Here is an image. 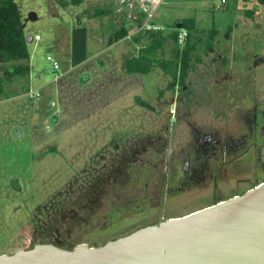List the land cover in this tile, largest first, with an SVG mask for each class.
<instances>
[{"label": "rangeland", "instance_id": "1", "mask_svg": "<svg viewBox=\"0 0 264 264\" xmlns=\"http://www.w3.org/2000/svg\"><path fill=\"white\" fill-rule=\"evenodd\" d=\"M16 1L24 33L33 40L28 61L0 63V256L33 246L35 221L51 218L52 210L45 208L62 206V192L83 185L87 175L110 160L115 147L137 136L153 144L132 165L129 184L110 189L101 208L87 219L84 214L66 218L57 233L63 244L100 247L202 209L194 202L195 189L174 191L180 169L167 159L170 124L178 120L171 158L190 145V122L222 125V116L214 111L229 109L222 99L243 92L238 65L258 47L255 35L264 39V2ZM189 18L204 29L196 36L201 47L193 49L191 71L179 73L174 87L173 78L156 63L172 56L176 46L170 33ZM79 20L89 31L88 62L73 68L72 31ZM145 24L167 28L157 48L153 34L140 36ZM127 25L129 35L108 46L109 38ZM213 25L219 34L209 49L200 38L209 39ZM148 48L152 53H146ZM142 55L149 58L150 73L130 74L126 62ZM47 56L59 62L58 71H52ZM9 66H28L29 72L7 77ZM226 116L231 124L238 119L234 112Z\"/></svg>", "mask_w": 264, "mask_h": 264}, {"label": "water", "instance_id": "2", "mask_svg": "<svg viewBox=\"0 0 264 264\" xmlns=\"http://www.w3.org/2000/svg\"><path fill=\"white\" fill-rule=\"evenodd\" d=\"M0 264H264V184L100 247L41 243L1 255Z\"/></svg>", "mask_w": 264, "mask_h": 264}, {"label": "flooded vegetation", "instance_id": "3", "mask_svg": "<svg viewBox=\"0 0 264 264\" xmlns=\"http://www.w3.org/2000/svg\"><path fill=\"white\" fill-rule=\"evenodd\" d=\"M240 62L238 79L243 92L222 99L229 109L214 111L222 125L189 123L192 140L189 146L172 157L169 135L167 159L177 163L180 174L173 180L176 192L195 189L194 198L202 209L240 196L264 184V39ZM210 49V47L208 46ZM220 63L224 64L222 57ZM221 63V64H222ZM222 64V66H223ZM221 66V67H222ZM229 101V102H226ZM238 117L235 124L226 115ZM176 121H171L175 123ZM235 121V120H234ZM171 127V124H170ZM175 130V129H174ZM205 193V194H204ZM201 194V195H199ZM201 210V209H199ZM198 211V210H196ZM195 212V211H193Z\"/></svg>", "mask_w": 264, "mask_h": 264}, {"label": "trees", "instance_id": "4", "mask_svg": "<svg viewBox=\"0 0 264 264\" xmlns=\"http://www.w3.org/2000/svg\"><path fill=\"white\" fill-rule=\"evenodd\" d=\"M224 4L226 0H224ZM244 3L264 0H241ZM176 27H182L188 31L184 47L181 49L177 44V32L170 33V39L176 46L172 56L168 59L158 60L156 66L160 68L166 75L173 78L171 85L176 86V79L179 73H188L191 71V58L193 49L201 47L196 37L199 29L195 19H184L177 24ZM129 27L121 26L108 40V46L125 39L129 35ZM163 33L157 32L153 34V47H158L163 40ZM210 38L201 42L205 46H212V40L216 37L218 30L215 25L210 29ZM146 31L141 32V36L146 35ZM27 36L23 30V16L16 0H0V63H10L16 61H28L30 53L28 50ZM87 38L88 29L83 26L79 20V25L72 31L71 42V66L77 67L87 60ZM152 48L146 50L147 54L152 53ZM148 56L142 55L126 62L127 71L130 74L147 75L152 68ZM148 62V64H145ZM29 72L28 66H9L6 76H25ZM187 88V87H184ZM182 88V89H184ZM1 90V82H0ZM185 91V90H184ZM153 144L145 137L137 136L123 142L122 146L114 148L115 152H110V160L106 162L98 171L91 175H87L83 180V185L70 187L66 192H62L59 198L64 199L63 205L60 203L47 206L46 210H52L51 218L45 222L35 221L33 230L34 245L41 243H53L59 247L73 249L63 244L58 237L61 226L66 222V218L77 219L79 215L87 219L88 216L94 215L101 208L104 198H107L108 191L115 187L123 188L128 185L131 179L130 169L136 164L138 159L148 151V146ZM104 160V159H103ZM66 201V202H65ZM40 212V208L39 211ZM33 245V246H34Z\"/></svg>", "mask_w": 264, "mask_h": 264}, {"label": "built area", "instance_id": "5", "mask_svg": "<svg viewBox=\"0 0 264 264\" xmlns=\"http://www.w3.org/2000/svg\"><path fill=\"white\" fill-rule=\"evenodd\" d=\"M225 1L223 0V3ZM176 31L177 32V44L180 48H183L184 45H185V42H186V39L188 37V31L182 27H176V28H173L172 31ZM142 31H146L147 33H151V34H154V33H157V32H166L167 31V28L164 27V26H158V25H149V24H145L143 27H142ZM35 40H39V36H36L34 38ZM47 61H50L53 65V68H52V71H58L60 69V64L58 61H54V59L52 58V56H47ZM35 96H38L37 95H34L32 94V97H35Z\"/></svg>", "mask_w": 264, "mask_h": 264}, {"label": "crops", "instance_id": "6", "mask_svg": "<svg viewBox=\"0 0 264 264\" xmlns=\"http://www.w3.org/2000/svg\"><path fill=\"white\" fill-rule=\"evenodd\" d=\"M129 28L131 27V26H129V25H127ZM198 27V26H197ZM199 28V27H198ZM199 29H201V28H199ZM141 36V35H140ZM33 40V39H32ZM88 48H89V31H88V38H87V60L83 63V64H85L86 62H88ZM111 48H112V46H111ZM111 57H114L113 55H111ZM114 60V59H113ZM83 64H81V65H79V66H82ZM79 66H77V67H73V68H78ZM72 67V66H71ZM101 70H103V72L104 71H106V68L104 67H101ZM106 72H108V71H106ZM107 75H109V76H106V77H108L109 79H111L112 78V76L109 74V73H107ZM141 75V74H140ZM103 77V76H102ZM111 77V78H110ZM84 78H85V82L87 83V76H84Z\"/></svg>", "mask_w": 264, "mask_h": 264}]
</instances>
